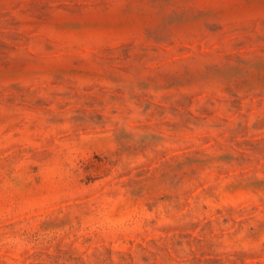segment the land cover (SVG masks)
I'll return each mask as SVG.
<instances>
[{"label":"rangeland","instance_id":"1","mask_svg":"<svg viewBox=\"0 0 264 264\" xmlns=\"http://www.w3.org/2000/svg\"><path fill=\"white\" fill-rule=\"evenodd\" d=\"M0 264H264V0H0Z\"/></svg>","mask_w":264,"mask_h":264}]
</instances>
